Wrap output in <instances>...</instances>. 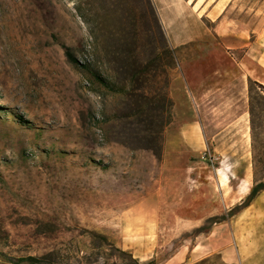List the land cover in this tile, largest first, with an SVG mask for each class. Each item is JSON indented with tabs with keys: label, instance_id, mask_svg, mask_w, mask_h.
Instances as JSON below:
<instances>
[{
	"label": "rangeland",
	"instance_id": "obj_1",
	"mask_svg": "<svg viewBox=\"0 0 264 264\" xmlns=\"http://www.w3.org/2000/svg\"><path fill=\"white\" fill-rule=\"evenodd\" d=\"M130 1L144 26V0ZM150 2L162 28L157 4L171 11L173 28L238 29L247 42L264 41V0ZM110 8L108 0H0V264H187L205 253L193 264H225L220 251L207 257L210 228L202 226L234 206L222 205L228 191L264 180V101L256 95L264 90L250 79L243 89L229 84L222 99L201 98L193 118L171 109L161 160L115 141L124 95L64 52L113 80L103 30ZM194 43L206 41L182 54ZM184 122L199 124L204 146L164 166L167 133ZM27 256L44 261H18Z\"/></svg>",
	"mask_w": 264,
	"mask_h": 264
},
{
	"label": "crops",
	"instance_id": "obj_2",
	"mask_svg": "<svg viewBox=\"0 0 264 264\" xmlns=\"http://www.w3.org/2000/svg\"><path fill=\"white\" fill-rule=\"evenodd\" d=\"M157 7L169 44L175 50L177 49V54L180 53L179 69L171 75L168 86L169 96L173 102L172 110H180V112L194 110L195 113V110L202 109L198 99L202 98L207 102L212 98L222 99L229 84L238 83L243 89L247 81L251 79L264 86V41L259 43L255 39L247 42L246 36L238 29L227 28L228 30L219 32L213 28L207 31L199 29L195 32L188 28H173L169 20L171 11L169 9L161 11L158 4ZM203 39L206 43L193 44V47L196 48L193 53L182 54L185 45ZM214 40L217 41L214 42ZM244 47L247 48L246 51H244ZM228 50L236 51L235 59L229 58L232 55ZM238 50L241 51L240 55ZM214 108L212 107L211 110ZM194 116L190 117L188 114L189 118ZM183 125L182 129L173 131L174 134L191 126H199L197 122L194 124L184 122ZM195 147L181 145L174 155L173 164H179L181 155ZM220 189L221 186L218 189V194L221 192L220 195L224 200V191ZM212 194L214 195V193ZM235 195L234 192H227V199L222 204L223 207L233 206L244 197L237 198L234 200L235 202L231 201L236 197ZM226 221L215 222L211 225L207 233V257L220 251L221 259L225 264H264V188L257 191L252 201L234 214L229 222ZM230 245L234 252L230 250ZM150 251L151 249L147 250V252ZM145 256L147 257V255ZM137 257L140 260L146 258L142 255H137ZM204 257H206V253L196 258L190 256L187 264L199 262Z\"/></svg>",
	"mask_w": 264,
	"mask_h": 264
},
{
	"label": "trees",
	"instance_id": "obj_3",
	"mask_svg": "<svg viewBox=\"0 0 264 264\" xmlns=\"http://www.w3.org/2000/svg\"><path fill=\"white\" fill-rule=\"evenodd\" d=\"M122 1L108 0L111 6L107 16L109 24L103 28L106 37L104 50L111 64L113 80L102 77L90 63H80L69 48L64 47V52L68 61L79 66L93 80L113 93L124 95L121 102L124 110L122 123L115 141L133 149H144L161 160L163 131L171 123L173 102L168 86L178 62L176 50L169 44L150 0L143 3L144 26H139L141 17H138L135 3L124 0L125 4H122ZM254 84L256 88L264 90L262 84ZM256 95L262 96L264 101V94L256 92ZM263 188L264 180L255 183L245 198L230 208L226 215L208 217L202 227L210 228L219 221L217 219L232 216L246 207L257 191ZM18 261L42 263L44 258L27 256L18 258Z\"/></svg>",
	"mask_w": 264,
	"mask_h": 264
},
{
	"label": "bare ground",
	"instance_id": "obj_4",
	"mask_svg": "<svg viewBox=\"0 0 264 264\" xmlns=\"http://www.w3.org/2000/svg\"><path fill=\"white\" fill-rule=\"evenodd\" d=\"M198 101L202 102V99H198ZM189 116L191 117V112L188 113ZM175 132H170L168 133V135L166 136V150H165V156H164V166H171L173 164V159H174V155L176 152H178L179 148L181 145H184L186 147H190V146H196L199 148H202L204 146V140L201 134V130L199 128L198 125L196 126H191L187 129H184L182 131H179L177 134H174ZM227 174H223L222 173V182L229 180L226 176ZM248 178V177H247ZM250 178V177H249ZM220 179V178H219ZM242 180V179H240ZM250 180V179H249ZM221 181V180H220ZM217 182V181H216ZM223 183V184H224ZM217 185V184H216ZM219 185V184H218ZM227 186V185H226ZM240 186V185H239ZM235 187V186H234ZM217 188V187H216ZM220 188V186H219ZM218 188V189H219ZM221 188H223L221 186ZM229 188V187H228ZM232 188V187H231ZM230 188V189H231ZM250 189V182H248L247 180H243L241 182V187L239 190V193L237 195H235L236 197L233 198L234 201L237 198H242V196H244L245 194L248 193ZM221 190V189H220ZM219 190V191H220ZM237 190V189H236ZM218 191V190H217ZM224 191V190H223ZM229 192V191H228ZM226 195V194H225ZM232 195V194H231ZM228 197V196H227ZM231 197V196H230ZM229 201V200H228ZM235 202V201H234ZM233 202V203H234ZM229 204V203H228Z\"/></svg>",
	"mask_w": 264,
	"mask_h": 264
}]
</instances>
